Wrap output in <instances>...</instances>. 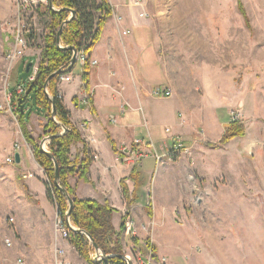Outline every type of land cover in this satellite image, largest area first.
Returning a JSON list of instances; mask_svg holds the SVG:
<instances>
[{"label":"rangeland","instance_id":"obj_1","mask_svg":"<svg viewBox=\"0 0 264 264\" xmlns=\"http://www.w3.org/2000/svg\"><path fill=\"white\" fill-rule=\"evenodd\" d=\"M146 5L169 74L179 84L181 94L190 88L187 99L200 102L194 109L202 118L208 119L209 107L233 105L245 98L246 92L255 97L257 89L261 93L258 110L255 105L251 109L248 105L246 110L251 117L241 113L240 121L247 125L246 135L233 138L228 150L217 151L218 158L226 162L220 168L225 176L219 184L197 178V188L187 194L183 182L189 184L190 179L185 175H161L159 165L144 173L146 182L141 185L148 183L150 196L153 192L156 197L154 203L148 198L153 211L154 206L157 212L165 206L169 213L168 220L165 216L163 240L176 252L189 249L187 242L192 241L191 254L196 255V264H207L209 256H215V264H264V0H146ZM23 20L31 30L26 51L38 54L44 44L49 15L42 14L35 4ZM17 23L16 0H0V264H53L57 203L48 196L51 184L46 172L36 161L32 146L9 109V90L18 83L17 77L27 75L24 66L8 70L7 56L14 45ZM36 58L34 55L32 61ZM72 73H81L79 62ZM257 81L263 82L262 87L258 88ZM235 108L243 107L236 103ZM217 110L222 120H230L225 108ZM36 115L31 127L38 137L43 127L37 124ZM206 130L207 127L205 134ZM137 133L144 135V129L138 127ZM246 141L247 152L241 156L238 149ZM18 144L24 161L9 163L7 157ZM48 144L49 141L45 147ZM76 155L74 148L72 157ZM151 157L145 159L156 161ZM27 173L33 174L40 189L29 184L24 177ZM71 182L76 184L77 179L72 178ZM25 183L29 184L33 199L28 197ZM246 186L252 188L244 189ZM137 192L143 197L138 201L145 204L147 194L143 189ZM115 217L122 222L121 212ZM6 238L12 240L11 246L6 244ZM213 239H222L221 246L212 247ZM60 243L67 246L64 241Z\"/></svg>","mask_w":264,"mask_h":264},{"label":"crops","instance_id":"obj_2","mask_svg":"<svg viewBox=\"0 0 264 264\" xmlns=\"http://www.w3.org/2000/svg\"><path fill=\"white\" fill-rule=\"evenodd\" d=\"M109 1L113 9V15L107 21L102 37L92 53L91 61L93 59L97 63L91 65L90 92L83 91L84 82L81 74L83 65H81V73L74 76L70 72L71 80L60 82L58 85L64 102L71 111L73 122L82 131L87 146L94 155L90 167V177L93 183L80 180L77 183V193L81 197L97 199L102 203L108 201L116 208L113 214V223L116 229H120L121 225L115 217L120 212L122 217L126 211L133 214L139 223L148 224L151 220L154 221L153 235L144 231L140 233L136 240L144 251L149 247L153 249L155 261L166 258L165 264H184V262L185 264H196V255L191 254L192 241L188 240L187 242V248L189 249L176 252L168 241L163 240V228L167 226L165 216L168 220L169 213L165 206L159 212H157V207L154 206L153 211L149 199H152L154 203L156 197L153 192V195L150 196L151 190H149L148 183L144 186L141 185L143 181L146 182L144 173L152 172L153 166L158 167L159 165L160 172L163 171L161 175L178 178L185 175L190 179L189 184L188 181L183 182L187 194L192 193L194 188H197V178H201L205 182H211V184H215V182L219 184L225 176L223 175L224 171L220 168L225 167L226 162L218 158L217 155L220 153L217 151L220 149L228 150L235 138L222 148L216 149L207 147L205 142L215 143L220 140L226 128L232 122L233 111H239L243 115L245 114V117H251L246 108L249 105L251 109L255 105L258 110V100H260L261 93L257 89L255 97L254 95H248L246 92L245 98L243 97L239 102L236 101L233 105L229 103L218 107H209L208 110L211 109V112L208 114V119L205 120L194 109L200 102L195 99V103H193L191 99H187V94L191 93L190 88L188 92L181 94L179 84L174 82L169 74L162 51L158 45L157 30L152 17L149 15L150 11L146 5V0ZM39 51L38 54L26 51L24 58L19 63L20 66L17 67H23L27 61L34 60V55L37 56L34 61L37 65L41 49ZM16 79L20 81L23 78L17 77ZM260 82H256L258 88L263 85V82ZM156 88L171 90L172 94L163 97L154 95L153 91ZM74 98L77 99L76 102H73ZM236 103L238 107L243 108H235ZM220 108L227 110L231 116L230 120H222L218 116L217 109ZM36 114L32 116L29 124L31 131L35 115L39 118L37 124L42 125V127L48 121V118L41 115L40 111H37ZM205 125L207 127L206 134L204 133ZM138 127L144 129V135L137 133ZM247 131L246 125V133ZM108 135L115 141L119 153L114 151ZM177 137L180 138L184 146L190 148L191 153L190 155H179L175 160H170L166 153ZM136 139L143 141L141 148L156 149L164 157L161 163L157 162L153 154L149 155H152L151 158H155H153L156 160L154 162L146 160L149 155L137 163L132 162L127 153L123 151V148L128 145H133L136 148L137 146L134 143ZM248 142L246 141L242 146L238 145L241 156L247 152ZM74 148L76 154L81 153L83 143H74L71 148L72 154ZM20 154L22 163L24 158L21 151ZM135 165H137L139 173L135 178H131V172ZM27 179H29L30 185L34 184L37 189H40V186L36 184L32 177ZM122 179L128 184L131 192L135 190V180L138 181V189H143L144 193L147 194L145 204L138 201L143 197L139 194L140 192H136V201L130 206L127 205L121 185ZM165 182L166 178H164L163 184ZM29 184L27 185L29 186ZM245 188L248 190L252 187L246 186ZM40 201L44 206L43 200ZM147 209L150 211L148 215L145 211ZM53 215L51 212V216ZM218 220L222 221L223 219L218 218ZM148 234L150 237L147 236ZM213 240L210 244L212 247L221 246L223 241L222 239L221 241L218 239ZM70 246L74 249L71 244ZM154 247H156V250H154ZM188 254L189 256H187ZM207 264H215V256L213 258L209 256Z\"/></svg>","mask_w":264,"mask_h":264},{"label":"trees","instance_id":"obj_3","mask_svg":"<svg viewBox=\"0 0 264 264\" xmlns=\"http://www.w3.org/2000/svg\"><path fill=\"white\" fill-rule=\"evenodd\" d=\"M54 3L61 9L53 10L50 8V5L39 7L42 14L45 13L49 15V23L44 36V44L41 48V55L37 64L35 77L32 80L30 79L34 67H32L30 72H27V66L30 62L27 61L24 66L27 72L26 78L18 81V85H23L26 88L25 92L32 86L31 93L26 100L25 109L23 111L20 110L18 100L23 95L20 97L17 96L16 86L9 90L11 93V105L14 107L15 117L18 120L26 141L32 146L36 161L46 172L51 184V189H48V196L54 198L61 215L66 218V213L69 210V203L65 193L54 181V160L40 147L41 139L46 135H53L47 149L55 156L59 164L61 175L60 185L67 189L74 201V207L70 216L72 224L79 229L85 230L105 254H115L116 256L111 258L113 261H119L121 259V254L124 253L123 231L125 229V224L120 225V229H116L113 223V214L116 208L108 201L102 203L97 199L81 197L77 193V183L80 180L86 183H93L90 177V167L94 160V155L89 150L82 131L73 122L71 111L67 108L64 98L58 88L60 76L64 73H70L73 70L68 69L73 55L72 49H62L59 48L57 44V33L63 22L69 18L71 14L70 10H75L76 15L63 27L61 41L62 45L65 47L75 46L78 51L84 50L88 54V60L82 66L81 74L84 82L83 91L89 93L92 53L102 37L107 21L113 15V9L109 0H54ZM239 5L242 14L246 17V11L242 3ZM62 68L64 70L60 74L52 77L47 86L49 93L54 98L57 110L56 116L58 121H55L51 118L53 102L47 96L45 84L51 74ZM76 101L77 99L74 98L73 102ZM37 111H40L41 115L48 118L47 123L43 126L42 135L38 137L34 136L29 128L31 118ZM59 123L67 128L66 132H63L64 129ZM245 134V123L240 120H232L219 141L215 143L205 142V145L212 149L222 148L233 138L244 136ZM108 136L114 151L119 153L115 141L110 135ZM76 142L83 143V150L81 153H77L73 158L71 148ZM138 173L137 165H135L131 172V178H135ZM72 177L77 178L76 184L71 182ZM121 185L127 205L130 206L137 199L136 192L139 183L135 180L136 187L133 192L130 191L124 179H122ZM24 186L28 197L33 199L29 186L26 183ZM66 225L70 244L81 257L88 259L90 251L92 250L89 238L85 234H80L72 230L68 226L67 221ZM154 250H156V247H154Z\"/></svg>","mask_w":264,"mask_h":264},{"label":"built area","instance_id":"obj_4","mask_svg":"<svg viewBox=\"0 0 264 264\" xmlns=\"http://www.w3.org/2000/svg\"><path fill=\"white\" fill-rule=\"evenodd\" d=\"M17 8H18V23L14 33V45L13 48L10 50L7 58H8V65L9 69L13 67H17L19 63L25 56L26 49H27V35L30 33V29L26 28L24 23V15L28 13V11L36 4L38 7H46L49 5V0H16ZM88 60V54L82 50L78 51L77 54V62L81 65H84ZM97 63L96 60L91 61V65H95ZM37 71V66L35 67L32 76L30 79H34L35 73ZM71 75L70 73H64L60 76L59 83L64 81H70ZM26 88L24 86H18L17 92L22 94L24 93ZM154 95L157 96H171V90H165L161 88H156L153 91ZM9 100V109L14 114V107L11 105V94L8 96ZM241 119V112L233 111L232 112V120H240ZM136 148L133 145H128L123 148V151L127 153L128 158L132 160V162L137 163L139 160L143 159L149 154H153L156 158L158 163H161L163 160V156H161L156 149L153 148H141L143 141L136 139L135 140ZM21 151V145L18 144L13 151L11 156L7 157V161L9 163L15 162V153ZM191 150L187 146H184L182 141L179 137H177L172 147L166 153V156L170 160H175L176 157L179 155H190ZM134 160V161H133ZM24 177L31 178L33 177L32 173H27ZM151 194V192H150ZM14 220L13 217L10 218ZM67 219L61 215L58 208L56 210L55 215V244L53 249V257L52 262L53 264H165L166 258H162L161 261H155V253L152 248H147L146 251L137 243V238L140 236L142 231L149 232L153 235V230L155 227V222L150 221L148 224L139 223L137 218L127 211L124 212L122 217V222L125 224V229L123 231V254L120 256L119 261H113L111 258H114L116 255L113 253L105 254L103 250L100 248L96 250V248L91 243L92 250L90 251V255L88 259H85L78 255L77 251H75L70 246L69 241V233L68 228L66 225ZM70 223L71 219H68ZM88 237V236H87ZM127 238V240H124ZM6 244L8 246L12 245V240L10 238L5 239ZM60 241H64L67 246L60 243ZM130 241V242H128ZM135 252V253H134ZM81 257L79 260H75L76 257ZM19 261H24L23 259H19Z\"/></svg>","mask_w":264,"mask_h":264},{"label":"water","instance_id":"obj_5","mask_svg":"<svg viewBox=\"0 0 264 264\" xmlns=\"http://www.w3.org/2000/svg\"><path fill=\"white\" fill-rule=\"evenodd\" d=\"M49 5H50V8H52L53 10H60V9H61V8H58V7L55 5L54 0H49ZM70 12H71V14H70L69 18L66 19V20L63 22V24H62L60 30H59L58 33H57V44H58V47H59V48H62V49H72V51H73V55H72V58H71V62H70V64H69V66H68V69H69V70H72L73 67L75 66L76 62H77L78 49H77L75 46H66V47H65V46L62 45V41H61V35H62L63 27L67 24V22H69L70 20H72L73 17L76 15L75 10H70ZM32 67H35V66H34V62H33V61H30L29 64H28V66H27V72H30V70L32 69ZM63 70H64V69L62 68V69H60L59 71H56L55 73L51 74V76L48 78V80H47V82H46V84H45V90H46V92H47V96H48V97L52 100V102H53V109H52V112H51V118H52L53 120H55V121H58V120H57V116H56V115H57V110H56V106H55L54 98H53V97L51 96V94L49 93L47 86H48V83H49L50 79H51L52 77H54L55 75L60 74ZM31 90H32V86H30V87L28 88L26 94H25L23 97H21V98L19 99V106H20V110H21V111H23V110L25 109V106H26V100H27L28 95H30ZM59 124L62 125L61 123H59ZM62 127H63V129H64L63 132H66V131H67V128L64 127L63 125H62ZM52 137H53V135H48V136H46L45 138H43V139L41 140V142H40V147H41V149H42L43 151H45L46 153H48V155L54 160V162H55L54 181H55L56 185L59 186V187L61 188V190L65 193V195H66V197H67V199H68L69 210H68L67 213H66L67 224H68V226H69L72 230H74V231H76V232H78V233H80V234H85L86 236H88V238L90 239L91 243H92L93 246L96 248V250H99L100 247L97 245V243L93 240V238L90 237V235H89L85 230H82V229H79V228L75 227L72 223H70V222L68 221V219H70V216H71V211H72V209H73V207H74V201H73V198L70 196L69 192L67 191V189L60 185L61 175H60V170H59V164H58L57 160L55 159V156H54L52 153H50V151H48L47 147H45V144H46L48 141H50V140L52 139ZM15 161H16L17 163H20V162H21V154H20V152H16V153H15ZM122 224H124V223L121 222V225H122ZM121 256H122V255H121Z\"/></svg>","mask_w":264,"mask_h":264},{"label":"bare ground","instance_id":"obj_6","mask_svg":"<svg viewBox=\"0 0 264 264\" xmlns=\"http://www.w3.org/2000/svg\"><path fill=\"white\" fill-rule=\"evenodd\" d=\"M15 86H16V94H17L18 97H20V96H22V95L24 96V95L26 94L27 91L24 92V93H22V94H20V93L17 92V88H18V86H23V85H18V83H16ZM10 94H11V93H10ZM23 96H22V97H23ZM20 98H21V97H20ZM20 98H19V99H20ZM18 103H19V100H18Z\"/></svg>","mask_w":264,"mask_h":264}]
</instances>
